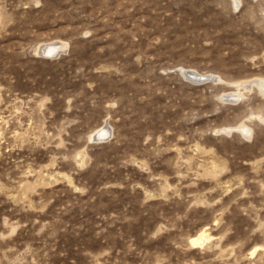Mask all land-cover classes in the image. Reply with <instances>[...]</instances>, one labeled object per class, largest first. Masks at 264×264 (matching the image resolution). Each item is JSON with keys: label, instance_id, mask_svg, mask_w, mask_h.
I'll return each instance as SVG.
<instances>
[{"label": "rangeland", "instance_id": "374dc122", "mask_svg": "<svg viewBox=\"0 0 264 264\" xmlns=\"http://www.w3.org/2000/svg\"><path fill=\"white\" fill-rule=\"evenodd\" d=\"M255 78L264 0H0V264H264Z\"/></svg>", "mask_w": 264, "mask_h": 264}, {"label": "bare ground", "instance_id": "6f19581e", "mask_svg": "<svg viewBox=\"0 0 264 264\" xmlns=\"http://www.w3.org/2000/svg\"><path fill=\"white\" fill-rule=\"evenodd\" d=\"M233 2H237V0H233ZM60 43H62V42H60ZM64 48H66L65 43L59 44V42H51V43L42 44L39 47V51L42 52V53H44V54H46V56H52V55L58 53L59 51H61V49L64 50ZM59 54H60V52H59ZM185 73L186 74H189V75H194V76H196L198 78H200L199 76H201V75H199V73H195L194 71L192 72L191 70H185ZM201 78H202V76H201ZM258 79L255 78V79L246 80V81L241 82L238 85L243 86V88H238V90L242 91L244 88L248 89L250 86H259V87H261V88L264 89V83L258 81ZM239 93H241V92H239ZM227 96L232 97V99L236 100L235 97L237 96V94L229 93V94H227ZM231 130H233V129L231 128ZM238 130H239V128H238ZM240 130L242 131V133L245 132L247 134H249L250 131H251L250 128L249 127H246L245 125H241L240 126ZM227 131H229V130H226V132ZM108 136H110V129H108V126L107 125H104L103 127H101L99 130H97L93 134V138L97 137L100 140L101 139H103V140L105 139L106 140L108 138ZM208 238H209V235L206 233V231L203 230L199 235L195 236L192 239V244H194V245L203 244L206 241V239H208Z\"/></svg>", "mask_w": 264, "mask_h": 264}, {"label": "water", "instance_id": "95a60500", "mask_svg": "<svg viewBox=\"0 0 264 264\" xmlns=\"http://www.w3.org/2000/svg\"><path fill=\"white\" fill-rule=\"evenodd\" d=\"M41 53H42V52H41ZM42 54H43V53H42ZM185 75H188V76H189V74H186V73H185ZM198 80L201 81V80H203V79H202V78H198ZM198 80H197V81H198ZM224 99L227 100V101H233V100H234V99H232L231 97H229V96H227V95L224 97ZM93 140L96 141V142L103 141V139L100 140V139H98L97 137L93 138ZM104 140H105V139H104Z\"/></svg>", "mask_w": 264, "mask_h": 264}]
</instances>
